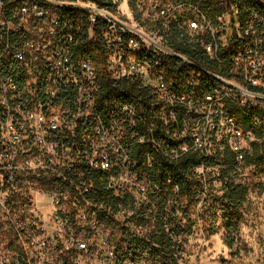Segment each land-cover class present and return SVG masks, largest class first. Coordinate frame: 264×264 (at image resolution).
Listing matches in <instances>:
<instances>
[{
    "label": "built area",
    "instance_id": "1",
    "mask_svg": "<svg viewBox=\"0 0 264 264\" xmlns=\"http://www.w3.org/2000/svg\"><path fill=\"white\" fill-rule=\"evenodd\" d=\"M151 1L159 38L129 29L115 0H0L1 264L115 261L100 220L114 200L179 195L176 168L214 141L240 166L264 150V0H214V20ZM177 7L198 18L183 28ZM106 78L138 89L106 96Z\"/></svg>",
    "mask_w": 264,
    "mask_h": 264
},
{
    "label": "rangeland",
    "instance_id": "2",
    "mask_svg": "<svg viewBox=\"0 0 264 264\" xmlns=\"http://www.w3.org/2000/svg\"><path fill=\"white\" fill-rule=\"evenodd\" d=\"M115 1L118 6L112 13L129 29L152 38H159L158 34L165 31L152 13L151 0ZM158 4L176 5V0H160ZM175 12L183 28H187L190 19L198 18V11L192 7H177ZM194 174L196 189L192 196L181 199L164 194L149 199L140 197L118 213L109 214L105 225L116 252L115 261L107 263L97 253L84 258L64 254L59 260L57 255L39 253L37 264L45 261L49 264H159L148 253L133 251L128 256L126 252L135 249L137 240L134 236L143 239L153 229L162 207L167 215H177L186 230L177 239L181 245L178 253L181 264H264V167L245 166L233 173L234 182L245 186L248 193L239 208L242 215L239 229L229 237L232 246L222 220L223 214L230 209L222 200H216L224 193L219 167L205 169L201 166ZM0 238L5 242L3 234ZM4 255L0 247V264Z\"/></svg>",
    "mask_w": 264,
    "mask_h": 264
},
{
    "label": "trees",
    "instance_id": "3",
    "mask_svg": "<svg viewBox=\"0 0 264 264\" xmlns=\"http://www.w3.org/2000/svg\"><path fill=\"white\" fill-rule=\"evenodd\" d=\"M76 1V0H65ZM100 7H111L113 0H88ZM178 4L192 5L203 12L207 17L214 20L218 15L222 13V8L217 5L214 0H176ZM86 24V23H85ZM171 30L179 31L177 25H173ZM180 47V46H179ZM183 51H187L189 56L194 59H200L195 53L188 50V47H180ZM80 49L85 53H89L91 50H96L97 45L92 43H84ZM200 61V60H199ZM105 70V69H104ZM114 83L111 79L106 78L102 84V93L106 96H129L131 93L136 92L138 87L136 83H129L125 80ZM260 165L264 167V150L257 144L253 143L251 152L247 153L244 163L240 164L236 160L235 154L232 150L223 142H213L211 152L202 151L201 153H192L188 160L184 161L182 167L176 168V172L173 173L174 180L179 183L181 192L175 198L181 199L186 195L192 196L195 187V174L194 171L198 167L215 168L219 167L220 178L223 180L222 190L224 191L221 197L216 198L222 203H225L230 211L226 212L222 216L223 225L228 233L229 245L232 246L230 234L236 233L239 229V224L242 219V215L239 213V208L247 199L248 189L242 184H236L233 180V173L245 166ZM160 178V184H163V170H155ZM204 186L202 180V188ZM135 200H114L112 202V215L118 213L122 208H127L130 203ZM162 207L160 213L157 216V221L152 230L148 231L144 236L140 238L134 236L137 240L135 249L130 248L126 254L128 256L134 253L144 254L148 253L154 256L158 260L159 264H181L179 261V255L181 251V245L178 242V238L185 233V228L179 222L177 215H167ZM109 214L103 213L100 215V220L104 224H108Z\"/></svg>",
    "mask_w": 264,
    "mask_h": 264
}]
</instances>
